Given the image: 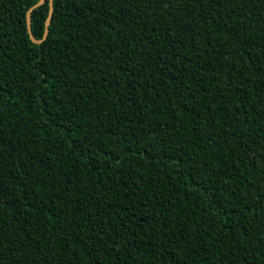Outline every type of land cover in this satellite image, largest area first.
<instances>
[{
    "label": "trees",
    "instance_id": "trees-1",
    "mask_svg": "<svg viewBox=\"0 0 264 264\" xmlns=\"http://www.w3.org/2000/svg\"><path fill=\"white\" fill-rule=\"evenodd\" d=\"M40 1L0 0V264H264V0Z\"/></svg>",
    "mask_w": 264,
    "mask_h": 264
},
{
    "label": "water",
    "instance_id": "water-1",
    "mask_svg": "<svg viewBox=\"0 0 264 264\" xmlns=\"http://www.w3.org/2000/svg\"><path fill=\"white\" fill-rule=\"evenodd\" d=\"M43 2H44V0H41L40 4H42ZM30 13H31V11L28 13V26H30ZM48 23H49V20H48ZM48 23H47V25H48Z\"/></svg>",
    "mask_w": 264,
    "mask_h": 264
}]
</instances>
